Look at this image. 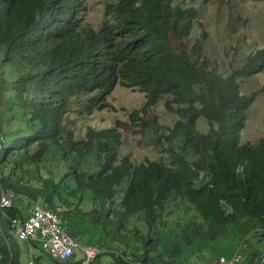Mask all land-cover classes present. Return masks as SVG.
<instances>
[{
  "label": "trees",
  "instance_id": "obj_1",
  "mask_svg": "<svg viewBox=\"0 0 264 264\" xmlns=\"http://www.w3.org/2000/svg\"><path fill=\"white\" fill-rule=\"evenodd\" d=\"M86 9L87 0H0V48L6 58L25 56L32 69L14 80L27 127L8 138L0 131V188L58 211L78 236L97 229L111 264H211L242 256V248L245 258L236 264H264V137L242 142L258 92L241 87L242 76L264 68V48L227 73L210 64L205 30L185 44L198 16L194 5L108 0L99 24L83 22ZM117 83L147 94L131 113L134 123L147 125L149 106L163 97L178 115L158 137L165 158H119L116 126L89 125L83 137L65 126L74 95L92 93L82 108L91 113L107 105ZM201 117L208 131L198 128ZM173 197L187 207L183 215L167 209ZM21 213L0 207V264L18 263L12 219ZM160 223L169 224L166 233ZM224 243L232 254L212 256ZM31 263L41 264L40 254Z\"/></svg>",
  "mask_w": 264,
  "mask_h": 264
},
{
  "label": "rangeland",
  "instance_id": "obj_2",
  "mask_svg": "<svg viewBox=\"0 0 264 264\" xmlns=\"http://www.w3.org/2000/svg\"><path fill=\"white\" fill-rule=\"evenodd\" d=\"M107 1L87 0V9L82 17L83 22L99 24L102 21ZM177 2L183 5H194L198 9L197 19L191 33L185 37V44L192 45L194 38L200 36L205 30L207 38L204 52L209 58L211 65L217 62L221 70L229 72L231 69L239 67L250 54L264 48L263 1L177 0ZM176 46H179V44L176 43ZM26 71H32V69L25 56L14 53L6 58L3 47L0 48V131L6 138L12 135L11 133L16 135L21 131V128L27 127V121L22 114L23 107L17 100L14 87L16 77ZM241 87L242 91L246 93L251 91L258 92L256 99L248 109V117L242 131V142L255 145L264 137V68L257 73L242 76ZM91 95V92L79 93L70 100L64 121L65 126L71 129L76 137H83L89 125L97 128L116 126L121 131L119 158L128 155L134 163H140L146 160H159L167 156L164 146L158 142V137L162 132L167 131L169 127L174 125L178 115L166 107V97L149 106L145 114V117L149 120L148 124L142 125L141 123L133 122L131 113L135 109H140L146 103V92L137 87L117 83L106 96V106L96 108L91 113L82 112L83 104ZM198 128L201 131H208L210 128L209 121L201 117L198 120ZM5 137L4 139L6 140ZM156 143L158 144L156 145ZM63 168L65 169V167ZM16 196L15 206L28 215V197L26 198V196L19 194H16ZM31 200L29 201L31 206L38 204L44 209H49L45 208L39 201ZM179 201L178 198L173 197L168 202L167 209H170V214L173 217L187 212V207L182 206L181 203L176 206ZM49 210L59 214L56 210ZM189 213L193 215L196 214V211L189 207ZM18 216L25 215L21 213ZM171 222L174 223V218ZM61 223L65 229H68L63 217H61ZM160 224L165 226L163 233H166V227L169 224ZM96 232L97 229H92L84 236H78L76 233L71 232L72 237L77 242L75 258L84 256L85 252L81 250V247L92 245L97 246L99 252L90 261V264H111L110 258L112 256L108 253L101 254L105 251V248L99 245L102 242L97 241L99 237ZM15 235L19 237L16 232ZM18 241L20 252L18 263L16 264H31V261H35V257L39 254L41 264H61L57 261L62 260L53 259L45 250V252H41L38 247L31 245V241L37 242L38 240H28L19 237ZM39 243L42 247L40 241ZM105 244H112L111 239L108 238ZM233 251L234 247L231 243H224L221 248L214 249L211 255L214 256L218 252H222L229 256ZM241 253V260H244L243 248ZM35 254L36 256L34 257ZM132 256L134 254L129 250L128 257L131 259ZM209 263V258H196L193 259L192 264ZM8 264L10 263L8 262Z\"/></svg>",
  "mask_w": 264,
  "mask_h": 264
},
{
  "label": "built area",
  "instance_id": "obj_3",
  "mask_svg": "<svg viewBox=\"0 0 264 264\" xmlns=\"http://www.w3.org/2000/svg\"><path fill=\"white\" fill-rule=\"evenodd\" d=\"M15 197V192L0 188V207H11ZM12 222L19 237L40 241L43 249L53 258L69 261L68 264H90L99 252L97 246L86 245L81 247V250L85 252L84 256L75 258L77 242L62 226L61 216L38 204L29 208L28 215L13 217ZM240 259L241 254L235 252L229 258L217 257L212 264H236Z\"/></svg>",
  "mask_w": 264,
  "mask_h": 264
},
{
  "label": "clouds",
  "instance_id": "obj_4",
  "mask_svg": "<svg viewBox=\"0 0 264 264\" xmlns=\"http://www.w3.org/2000/svg\"><path fill=\"white\" fill-rule=\"evenodd\" d=\"M2 141H4V137L2 136V135H0V143L2 142ZM16 194V193H15ZM17 197V196H16ZM16 197H15V199H16ZM15 199H14V201H15ZM26 216V215H25ZM68 230V229H67ZM69 231V230H68ZM38 243H39V241H37ZM40 244V243H39ZM241 258H242V256H241ZM53 259H55V258H53ZM241 260V259H240ZM65 262H67V261H65ZM68 263V262H67Z\"/></svg>",
  "mask_w": 264,
  "mask_h": 264
},
{
  "label": "crops",
  "instance_id": "obj_5",
  "mask_svg": "<svg viewBox=\"0 0 264 264\" xmlns=\"http://www.w3.org/2000/svg\"><path fill=\"white\" fill-rule=\"evenodd\" d=\"M26 198H27V197H26ZM28 199H29V198H27V200H28ZM29 201H32V200H31V199H29ZM29 201H28V207H27V211H28V209H29V208H30V206H31V205H30V203H29ZM14 205H15V201H14ZM22 214H23V215H27V213H23V212H22ZM35 252H36V251H35ZM77 258H78V256H77Z\"/></svg>",
  "mask_w": 264,
  "mask_h": 264
},
{
  "label": "bare ground",
  "instance_id": "obj_6",
  "mask_svg": "<svg viewBox=\"0 0 264 264\" xmlns=\"http://www.w3.org/2000/svg\"><path fill=\"white\" fill-rule=\"evenodd\" d=\"M195 24V23H194ZM187 44V43H186ZM231 71V70H230ZM228 73V72H227ZM1 134V133H0ZM229 258V257H228Z\"/></svg>",
  "mask_w": 264,
  "mask_h": 264
}]
</instances>
